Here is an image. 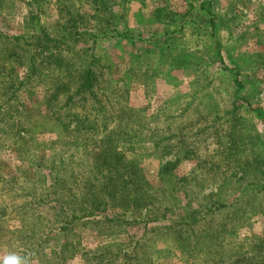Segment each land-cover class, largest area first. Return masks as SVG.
Segmentation results:
<instances>
[{
    "label": "rangeland",
    "instance_id": "374dc122",
    "mask_svg": "<svg viewBox=\"0 0 264 264\" xmlns=\"http://www.w3.org/2000/svg\"><path fill=\"white\" fill-rule=\"evenodd\" d=\"M264 264V0H0V261Z\"/></svg>",
    "mask_w": 264,
    "mask_h": 264
},
{
    "label": "clouds",
    "instance_id": "9594fccd",
    "mask_svg": "<svg viewBox=\"0 0 264 264\" xmlns=\"http://www.w3.org/2000/svg\"><path fill=\"white\" fill-rule=\"evenodd\" d=\"M22 258L16 255H8L0 261V264H21Z\"/></svg>",
    "mask_w": 264,
    "mask_h": 264
}]
</instances>
